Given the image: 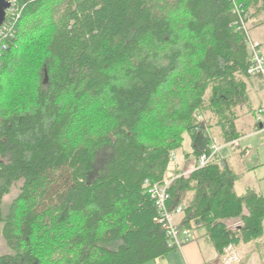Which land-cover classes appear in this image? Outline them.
<instances>
[{"label":"trees","instance_id":"16d2710c","mask_svg":"<svg viewBox=\"0 0 264 264\" xmlns=\"http://www.w3.org/2000/svg\"><path fill=\"white\" fill-rule=\"evenodd\" d=\"M16 1L0 57V264L166 258L178 249L150 187L185 135L198 160L214 136L243 137L252 77L234 2L251 23L264 0ZM240 179L218 156L169 188L179 229L203 231L221 257L264 239V196L238 194Z\"/></svg>","mask_w":264,"mask_h":264},{"label":"crops","instance_id":"0c3cea01","mask_svg":"<svg viewBox=\"0 0 264 264\" xmlns=\"http://www.w3.org/2000/svg\"><path fill=\"white\" fill-rule=\"evenodd\" d=\"M264 12L251 22L253 38L261 45V50L264 54V18H262ZM249 95L250 100L247 105L241 107V116L237 121V130L241 132L243 137L235 140L231 143L222 142L220 135L216 136L212 144L220 146L219 156L221 159H227L230 162L232 169L241 176V179L236 184H245L244 193L249 189L255 190L260 195L264 196L263 187L261 183H264V176L258 177L257 174L260 169L264 167V161L258 156L252 160H249L247 152L250 150V145H247L245 149L241 144L248 142L255 138H260L262 145L264 146L263 133L258 122V111L264 109V78L252 77L249 80ZM219 133L216 132V135ZM190 141V150L183 151V149L177 151L178 164L177 173L179 175H186L191 173L197 164V160L194 156H191L192 144ZM216 142V143H215ZM182 153L179 156V153ZM248 159V160H247ZM253 174L256 175L253 178ZM238 192V191H237ZM243 193V194H244ZM242 195V194H241ZM181 214L175 215V221L180 223ZM231 230L237 229L231 227ZM195 237L192 241L185 244L181 250L171 252L166 258L159 259L147 264H221L223 257L218 255L212 246L203 237V231H194ZM264 239L258 243H241L237 247H233L238 255V259L233 264H264Z\"/></svg>","mask_w":264,"mask_h":264},{"label":"built area","instance_id":"2783aa9c","mask_svg":"<svg viewBox=\"0 0 264 264\" xmlns=\"http://www.w3.org/2000/svg\"><path fill=\"white\" fill-rule=\"evenodd\" d=\"M10 7L7 10L6 21L0 28V57L6 50L7 44L5 43L7 38L14 39L13 27L19 20L20 16L17 13V1L7 0ZM234 2V0H233ZM234 12L238 15L239 21L236 23L238 30L244 33V40L246 47L250 55V67L248 74L251 77H262L264 78V54L261 50V45L253 38L252 29L249 21H246L241 14V8L234 2ZM258 122L261 123V133L264 136V109L258 111ZM210 154L202 155L198 160V168H204L209 163L218 159L220 146L214 144L211 147ZM176 168V155L172 154L171 162L166 175V180L163 184H156L150 187L149 193L156 201V206L159 214V223L162 224L163 229L169 240L170 247H176L181 250L183 246L195 237L188 230H180L178 225L173 220V215L181 214L183 211L182 207H179L174 213L171 212L167 203L170 198L169 188L173 181L180 177L173 170ZM238 260V255L233 247H229L225 251V255L222 259L221 264H233Z\"/></svg>","mask_w":264,"mask_h":264},{"label":"rangeland","instance_id":"374dc122","mask_svg":"<svg viewBox=\"0 0 264 264\" xmlns=\"http://www.w3.org/2000/svg\"><path fill=\"white\" fill-rule=\"evenodd\" d=\"M262 18H264V14H263ZM214 131L215 132H221L218 129H215ZM215 137L216 136H214V139H215ZM263 139H264V136H263ZM263 143H264V141H263ZM247 145H250L249 146L250 147V150L247 152L248 158L251 157V158H249V160H252V159H254V158H256V157L259 156L264 161V146L262 145V142L260 141V138H255V139H252V140H250L248 142H244V143L241 144V146H242L243 149H245V147ZM182 149H183V151L184 150L185 151H189L190 150V141H189L188 135H185V141H184V145H183V148ZM181 154L182 153L180 152L179 153V156H181ZM175 155H176V168L173 171L175 173H177V164H178L177 153ZM197 163H198V161H197ZM196 166L198 167V164H196ZM189 174L190 173L186 174L185 176H188ZM261 175L264 176V167L261 168L260 169V172L257 174L258 177H261ZM255 176L256 175L253 174V178ZM261 186L263 187V191H264V183H261ZM244 188H245V184L244 183L238 184V186H237L238 194H240V195L243 194L244 191H245ZM17 195H18L17 190H14L11 195L5 197L6 202L7 203L12 202ZM175 215H180V214H175ZM175 215H173V220H174L175 224H177L176 221H175ZM241 223H242V221L240 219L235 220V221H232L231 227L240 226ZM7 253H10V249L8 248V246H7L6 242L4 241V239L2 237H0V255H4V254H7Z\"/></svg>","mask_w":264,"mask_h":264},{"label":"water","instance_id":"95a60500","mask_svg":"<svg viewBox=\"0 0 264 264\" xmlns=\"http://www.w3.org/2000/svg\"><path fill=\"white\" fill-rule=\"evenodd\" d=\"M10 5L7 0H0V28L6 21L7 10L9 9ZM263 125H260L262 128Z\"/></svg>","mask_w":264,"mask_h":264}]
</instances>
